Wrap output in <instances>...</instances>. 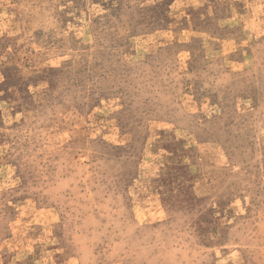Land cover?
Returning <instances> with one entry per match:
<instances>
[{
  "label": "rangeland",
  "instance_id": "1",
  "mask_svg": "<svg viewBox=\"0 0 264 264\" xmlns=\"http://www.w3.org/2000/svg\"><path fill=\"white\" fill-rule=\"evenodd\" d=\"M0 264H264V0H0Z\"/></svg>",
  "mask_w": 264,
  "mask_h": 264
}]
</instances>
